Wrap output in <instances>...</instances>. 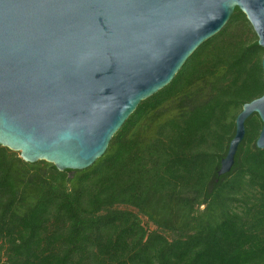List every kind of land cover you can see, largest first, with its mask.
Masks as SVG:
<instances>
[{
    "label": "trees",
    "instance_id": "obj_1",
    "mask_svg": "<svg viewBox=\"0 0 264 264\" xmlns=\"http://www.w3.org/2000/svg\"><path fill=\"white\" fill-rule=\"evenodd\" d=\"M244 12L143 100L83 170L0 145V264H264L262 120L219 175L244 104L264 94Z\"/></svg>",
    "mask_w": 264,
    "mask_h": 264
},
{
    "label": "water",
    "instance_id": "obj_2",
    "mask_svg": "<svg viewBox=\"0 0 264 264\" xmlns=\"http://www.w3.org/2000/svg\"><path fill=\"white\" fill-rule=\"evenodd\" d=\"M236 8L264 48V0H0V145L61 171L92 166ZM253 113L264 149L263 94L237 115L219 175Z\"/></svg>",
    "mask_w": 264,
    "mask_h": 264
}]
</instances>
